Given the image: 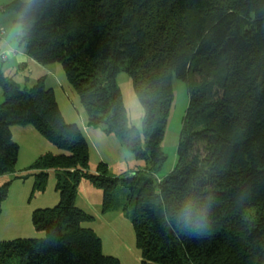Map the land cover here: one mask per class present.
<instances>
[{
  "label": "trees",
  "instance_id": "trees-1",
  "mask_svg": "<svg viewBox=\"0 0 264 264\" xmlns=\"http://www.w3.org/2000/svg\"><path fill=\"white\" fill-rule=\"evenodd\" d=\"M6 10L20 16L26 55L60 65L87 126L118 138L147 176L114 178L102 162L89 171L87 140L45 79L27 88L0 73V177L18 160L12 127H32L66 153H46L29 168L33 193L56 173L58 205L31 215L44 238L0 242V264H121L83 227L94 222L76 206L83 180L102 191L103 213L130 184L141 264H264V0H11ZM120 73L142 108L141 131L128 125ZM173 78L189 105L175 167L160 179ZM9 187H0V214Z\"/></svg>",
  "mask_w": 264,
  "mask_h": 264
},
{
  "label": "rangeland",
  "instance_id": "rangeland-1",
  "mask_svg": "<svg viewBox=\"0 0 264 264\" xmlns=\"http://www.w3.org/2000/svg\"><path fill=\"white\" fill-rule=\"evenodd\" d=\"M21 1L28 3L30 0ZM10 3L11 0H0V29L5 31L6 35L3 37L4 40L9 41L10 45L13 47L21 49L19 38L22 32L18 22L20 16L16 11L6 10V7ZM52 66L58 68L59 71L57 72L54 70L53 76L48 75L46 87L55 89L56 97L61 103L62 110L69 121H73L68 113L72 115L70 109L72 110V103H74V111L82 114L87 124L86 111L74 89L67 82L61 66L58 64H53ZM28 71L29 70L26 69L25 73L29 81L23 82L21 87H32L37 82V79L44 75V73L35 70H33L31 74H28ZM22 76L21 72H19L16 78H14V81L20 82ZM116 84L126 109L128 125L141 131L143 111L133 92L130 77L125 73H120L116 78ZM64 91L66 92L65 94ZM172 92L173 104L165 130V137L161 145L162 151L167 159L157 174V177L160 179L166 177L175 167L182 120L189 105V96L183 82L173 78ZM1 96L0 101L3 103V96ZM74 114L76 121L80 123V117H78L75 112ZM24 128L26 127L15 126L11 128L13 141L19 146L18 160L14 173L8 175L12 176V178L9 177V182H4L5 180L2 179L0 180V187L6 183L10 184L8 198L1 206L0 242L17 239H43L44 234L36 232L32 227L31 215L35 210L54 208L59 202V194L56 191V173L53 171L49 172L50 177L44 192L33 193L35 172L29 171V168L38 157H40H33L32 153L34 148L41 151L43 146L47 148L51 146V148L56 150L58 155H65L66 153L56 149L42 137H33L23 134L21 130H24ZM27 128L28 130H33L31 127ZM97 132H99L97 133L99 138L96 136L92 139L89 138L90 142H88L89 171L94 173L97 166L102 162L107 165L109 175L114 178H121V180L131 178V181L135 182L147 176L145 173V163L143 161H136L118 138L106 136L100 130H97ZM201 147L202 146H199L197 148ZM135 174L137 178L133 179L132 176ZM81 183L91 187V185L84 180ZM129 187L130 184L126 182L121 184V191L118 192L117 195L118 205L114 210L107 213L102 212V201L100 203L103 197L102 191L95 189L96 192L100 194L99 202H95V205H97L94 209V211L97 210L94 212L96 218L94 222L85 224L83 227H94L97 235L102 241L103 254L105 256H113L117 258L121 264H141V254L136 248L135 235L130 222V215L134 204L128 205L127 193L125 192ZM78 192L77 205L79 207H84L82 206L84 188L79 186ZM105 222H109V226H105L107 225L104 224Z\"/></svg>",
  "mask_w": 264,
  "mask_h": 264
},
{
  "label": "crops",
  "instance_id": "crops-1",
  "mask_svg": "<svg viewBox=\"0 0 264 264\" xmlns=\"http://www.w3.org/2000/svg\"><path fill=\"white\" fill-rule=\"evenodd\" d=\"M0 41H1L0 42V51L5 52L7 54V56L9 57V59L6 62H1L0 61V73L4 77L10 78V79H12L14 81V78H16V76L19 74V72H21V74L23 75L22 76V80L20 82H15L14 81L18 85L21 86V84H23V82L25 83L26 81H29L28 76H26L27 74L25 73L26 69L29 70L28 71V74H31L33 72V70H35L37 72L39 71L40 73H44V75H42V77H39L38 76L39 77L38 79L44 78L45 79V84H46V81L48 79V75L53 76L54 75V73H53L54 70H56L57 72L59 71L58 68H55L52 65L42 66V65L36 63L35 61H33L32 59H30L26 55L23 46L20 45L22 48L21 49H17L15 47H13L12 45H10L9 41L4 40L3 37L0 38ZM49 89H52L53 90L54 95H55V98H56V101L58 103V107H59V109H60V111H61V113H62L65 121L67 123H70V124H76L80 128V130L82 131L84 137L87 140V143L90 142L89 141L90 140L89 138L92 139V138H95V136L99 138V135L97 134L99 132H97V130H95V129L89 128L87 126V124H86V121L84 120L85 118L83 117V115L80 114V113H77L76 111H74V109H75V107H74L75 105L73 106L74 103H72V110L70 109L72 115H70L68 113V115L70 116V118H72L71 120H73V121H69L67 119L64 111L62 110L61 103L58 101V99L56 97L55 89L54 88H49ZM65 93L66 92L64 91V94ZM1 95L3 96L2 90L0 89V96ZM3 101H4V99H3ZM1 104H2V101H0V105ZM74 112L77 114L78 117H80V120H81L80 123H78L76 121V117H75ZM73 118H75V119H73ZM71 122H73V123H71ZM21 132L23 134L30 135V136H33V137H35V136L36 137H41L34 129L33 130H28L27 127L24 128V130H21ZM12 136H13V134H12ZM46 152H49V154L58 155L57 152H56V150H54L53 148H51V146H49V148H47L46 146H43V149L41 151H39L36 148H34L32 155H33V157L37 158L38 156H42V155L46 154ZM9 177L12 178V176L5 175V176L0 177V180L2 179V180H5L4 182H9L8 181ZM49 177H50V175H49ZM79 186H81L82 188H84V198H82L83 199L82 200V204H83L82 206H84V207H79L77 205V203H78V200L77 199H78L79 192L77 193L76 206L79 209H81L82 211L86 212L87 214L93 216L94 217V221H95L96 215H95L94 212L97 211V210L94 211L95 207L97 206V205H95V202L96 203L99 202V196H100V194H99V192H96L95 188L92 187V186H91L92 187L91 188L90 186H86V184H82V183H80ZM94 200H96V201H94ZM101 201H102V199L100 200V203H101ZM104 224H107L105 226H109V222H105ZM87 228L92 229L97 234V232L95 231L94 227L89 226ZM102 252H103V244H102Z\"/></svg>",
  "mask_w": 264,
  "mask_h": 264
},
{
  "label": "built area",
  "instance_id": "built-area-1",
  "mask_svg": "<svg viewBox=\"0 0 264 264\" xmlns=\"http://www.w3.org/2000/svg\"><path fill=\"white\" fill-rule=\"evenodd\" d=\"M5 31L3 29H0V38L4 37ZM9 59V57L7 56V54L5 52L0 51V61L1 62H6Z\"/></svg>",
  "mask_w": 264,
  "mask_h": 264
}]
</instances>
